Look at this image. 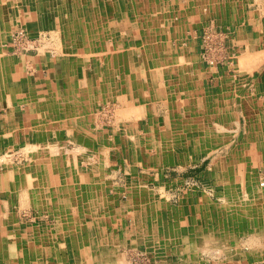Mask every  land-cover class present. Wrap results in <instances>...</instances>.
Wrapping results in <instances>:
<instances>
[{"label":"rangeland","instance_id":"374dc122","mask_svg":"<svg viewBox=\"0 0 264 264\" xmlns=\"http://www.w3.org/2000/svg\"><path fill=\"white\" fill-rule=\"evenodd\" d=\"M54 1L63 7L62 1L66 0ZM168 1L172 5H166L165 1L160 3L161 12L172 8L161 29L154 28L157 22L152 23L149 14L144 17L142 30L136 29L135 21L131 29L127 17H120L116 8L107 6L101 14L102 44L93 30L94 36L88 41L93 44L96 40L98 44L83 49L75 42L82 37L81 30L76 32L77 37L73 36L74 44L71 45L65 42L67 38L59 35L51 6L41 9L42 4L33 8L24 0H0V8L7 19L0 36V54L6 56V71L10 75L4 79L8 93L0 89L9 97L8 101H0V131L14 124L25 130L26 137L24 141L14 142L12 136L4 140L0 136L1 176L10 167L20 172L31 167L36 152L32 145L50 137L61 145L67 143L65 151L77 158L72 164L81 167L73 168V176H78L83 186L93 182L92 186L97 187L92 189L93 200L86 208L89 215L85 219L76 216V229L84 227L86 230L81 234L68 230L71 225L68 217L51 219L42 213L35 220L38 212H33L24 199L11 206V213H17L18 222L25 224L23 228L40 229L37 234L22 233L16 241L18 251L32 252L30 256L24 253L21 256L25 264H97L93 259H97L99 251L105 254L102 257L108 264L117 262V258L123 259L122 264H264V187L257 186L259 181H264V148H261L264 143V89H261L264 88V0H217L219 11L203 8L190 14L187 12L193 9L191 2ZM73 4L74 12L68 14L70 22L74 19L80 26L79 5L75 0ZM237 11H244L243 15ZM246 12L250 14L244 15ZM164 14L152 17L157 21ZM174 22H181L182 30L171 28ZM139 32L159 42L162 63H156L152 55L150 61L148 58V62L141 64V69L138 66L129 73V62L142 59L140 51L134 47L143 41ZM114 42L117 43L115 47L112 46ZM111 48L124 54V61L115 60L107 70L102 68L100 58L112 54ZM103 50L107 51L105 56L100 53ZM247 57L252 61L245 62L247 68L242 65L241 70L237 60ZM22 58L28 61L39 58L44 64L48 93L44 89L42 99L29 95V90L25 89L22 95L25 101L20 103L16 99L18 89H10L18 80L15 63ZM88 69L91 70L88 79L92 82L95 79L92 72L100 71L105 77L103 80L108 87L102 93L97 89L82 90L81 79ZM125 76H129L127 82ZM72 78L75 81L70 82ZM172 81L175 85L170 87ZM125 82L127 88L123 87ZM136 82L145 84L146 89L151 88L137 93ZM224 86L227 88L223 89ZM61 89H67V93L59 94ZM175 89L183 94L186 103H181L182 97ZM180 89H188L191 93ZM192 92H195L193 96ZM216 96L231 104V115L230 109L217 110L228 118L225 124L230 131L227 133L232 134L228 143L212 150V145L208 147L204 142L206 150L191 158L183 151L184 136L175 137L174 142L180 144V162L168 160L166 154H159L158 150L151 151L148 143L158 146L162 142L159 134L165 130L163 124L180 123L186 118L194 123L195 117L201 118L199 123L203 128L219 123L218 118L210 120L214 106L207 102ZM245 96L252 101L248 108L255 110L259 119L252 114L248 121L240 113ZM148 97L153 107L166 98L167 104L153 109L144 102ZM14 99L19 105L33 103L34 117L22 120L13 107ZM195 99L203 101L192 104ZM44 101L48 105L59 102L60 106L55 109L59 119L53 122L60 128L55 132L54 129L45 130V133L31 129L32 123L40 119L37 104H44ZM74 102H77L75 106ZM79 106L90 109L81 111ZM72 119H77L74 128L69 123L65 125ZM84 122H88L87 127L94 134L105 135L104 140H93L87 147L80 141L77 145L75 140L84 132ZM126 132L134 139L129 141V147L119 140ZM175 132H179L178 128L172 129V133ZM81 148L86 149V154H80ZM210 149L212 152H207ZM93 153H99L102 160ZM99 172H103L102 175ZM39 175L42 174L39 172ZM44 177L39 176V179L44 180ZM46 177L48 181L57 182L53 175ZM246 181L248 186L243 184ZM43 189L61 198L63 187L45 185ZM257 190H262L259 192L263 204L254 205L258 199ZM140 203L144 204L146 214L140 212ZM212 205L217 206V211L212 210ZM52 208L49 205L48 210ZM120 208L124 213H119ZM125 211L131 215L127 216ZM166 227L169 233L173 229L178 230L177 233L185 231L189 244L179 249L174 234H170L168 240L162 233ZM210 231L211 239L200 240L201 232ZM35 241L36 246L27 247V243ZM18 242L25 244L23 249ZM84 243L88 244L87 255L79 257L75 246L82 247Z\"/></svg>","mask_w":264,"mask_h":264},{"label":"crops","instance_id":"0c3cea01","mask_svg":"<svg viewBox=\"0 0 264 264\" xmlns=\"http://www.w3.org/2000/svg\"><path fill=\"white\" fill-rule=\"evenodd\" d=\"M74 0H66V1H62L63 7L61 5H56L54 0H24V3L28 2L30 3V6L33 8L34 5H41V9L48 8V6H51V14L55 15V22L58 25V29H59V35L62 36L63 39H65V42L68 43V45L74 44V39L73 36H76V32H78V30H81L82 32V37L80 38V40H76V43H79V45L81 44V47H83V49L88 48L90 45L92 46L93 44H98L96 42V40L93 42V44L91 43V41H88V39L94 34H93V30L95 31V37L99 38V44L101 43V40H103L104 38V32L103 30V19H102V11L104 9L107 8V6H113V8H116V10L119 13L120 17H127L128 20L130 21V25H131V29H132V22L135 21L136 24H138V26L136 27V29L138 28L139 30L143 29V25H144V17L145 15H150V19L151 22L153 23V21L157 22V25H153L156 26L154 28H160L162 26V22L163 20H167L169 17H166L169 15L170 13V9L172 8H166L164 11L165 12H161L162 11V7L160 6V3H163V1H165L166 5H172V3H170V1L168 0H151V2H149L148 0H75L76 3H78L79 5V9H80V17L82 18V20L80 21V26L79 23L74 21L70 22V16L68 15L70 11L73 10L74 8V4H73ZM32 2V3H31ZM34 2V4H33ZM191 2L193 9L188 11L187 13H195L196 11L199 10H203V8L205 9H210V11H215L218 10V5H217V0H185V3H189ZM56 5V6H55ZM54 6V8L52 7ZM30 8V7H29ZM65 9V10H64ZM35 10V9H34ZM74 12V11H72ZM242 11H237L236 13H241ZM244 12V11H243ZM242 12V15H243ZM161 13H165L164 16L160 17L159 20L156 21L155 18H158V16H161ZM65 14V15H63ZM250 13L246 14L244 13V15H249ZM157 15V17H155L153 19V17ZM5 21L7 22V19L5 18L4 12L1 10L0 8V36H1V32L6 28L5 27ZM161 23V24H160ZM152 28V27H151ZM171 28H174L175 31H180L183 28V25L181 24V22H174L171 24ZM151 32V29H150ZM138 34H140V38L143 39V41L137 45H134V47L140 51V55H142V59L138 62V61H131L128 64L127 70L130 73L131 70L136 69V67L139 66V68L141 69V64L148 62V58L150 61V57L154 55L156 57V63H159V65H161L162 61V52H161V47L159 42H156L155 40H149L148 39V34H144L142 32H139ZM77 37V36H76ZM144 42V43H143ZM148 42H150L148 45H146ZM116 42L112 43V46L115 47L116 46ZM111 50H113L112 54L110 55H106L105 59L100 58L101 64H102V68L107 69L113 64L115 63V60L117 61H124V54H120L117 51H115L113 48H111ZM100 53L102 54V56L107 53V51H100ZM111 53V51H110ZM100 54V55H101ZM0 78H2V85L0 86V89H5V82L7 80V78L10 77L9 73H7V65H6V56L1 55L0 54ZM127 56V54H126ZM128 57V56H127ZM19 62V61H18ZM15 65V77H18V80L15 82V88L11 85L10 89H18V94H17V101L18 102H22L25 101V99L22 97V95H24L23 91L25 89L29 90V92L27 91V93L29 95H36L39 99H42V95L44 92V89L47 90L48 93V83L47 80H45V72L44 70V64L41 61V59L37 58L35 60L32 61H28L24 58L21 59V61L19 62V64ZM127 63V62H126ZM166 63V62H163ZM121 67L118 69L120 71ZM93 70V69H92ZM125 70V69H124ZM89 71L91 70H86V72L83 75V78L81 79V87L82 90H90V89H97L98 91H100V93H102L103 89H106L108 87V85L106 84V82L103 80L105 77L103 76V74H101L100 71H96L92 72L93 77L96 79H94V81L92 82V80L88 79L89 76ZM94 71V70H93ZM40 72H43L44 74H40ZM101 74V76L99 75V73ZM68 74V73H67ZM175 75V74H173ZM101 77V80H100ZM129 77V76H128ZM127 76L124 77L125 81L127 82V80L129 79ZM6 79V80H4ZM75 81V78L70 79V82ZM97 81V82H96ZM126 82L123 84V87L127 88ZM1 84V82H0ZM170 87H172L173 85H175V83L172 81L171 83H169ZM118 87V86H116ZM129 87V86H128ZM134 87L137 89L136 92L140 93L141 89H146L145 88V84L143 83H139L136 82L134 84ZM176 87V86H174ZM90 88V89H89ZM151 88L148 87L147 89ZM227 87L224 86L223 89H226ZM146 89V91H147ZM261 89H264L263 87ZM7 92V89H5ZM71 90V89H70ZM69 90V93H70ZM73 90V89H72ZM174 90V89H173ZM176 91H178L176 94H179L182 99V104L186 103L183 99V94L179 92V90L175 89ZM181 91H187L186 89H180ZM85 91V92H86ZM129 91V90H128ZM4 91H0V101H8V92L5 93ZM65 93H67V89H61L59 91V94L65 95ZM87 93V92H86ZM184 93V92H183ZM188 93H191L188 90ZM142 94V92H141ZM144 94V93H143ZM195 94V92H192V96ZM21 95V96H20ZM27 97V96H26ZM28 98V97H27ZM138 98V97H137ZM140 98V97H139ZM138 98V99H139ZM212 98V97H211ZM209 98L207 100V102H211ZM151 98L148 97L144 102L151 108L155 109V108H162L163 106H166V102H167V98L161 102H158L157 98L156 101L158 102L157 105H155V107H153V101L150 100ZM15 100V99H14ZM13 100V101H14ZM22 100V101H21ZM199 101H203V100H197L195 99L193 101L192 104H199ZM206 101V100H205ZM16 102V100L13 102V107L17 113V115L20 116V118L22 120H26L29 117H34V115L36 114V109L34 108V104L32 103L31 105H19V103ZM41 103V102H40ZM75 103L77 104V102H74V106ZM149 103H152L151 105H149ZM59 102H57L56 104H47L44 101V104H40L38 106L37 104V112H39V116L40 119L36 122H33L32 125L33 127L31 129L33 130H40L41 132L45 133V130H50V129H54V132L57 131L60 127L59 124L56 122H53L58 118V114L55 111ZM211 104L213 105V102H211ZM157 106V107H156ZM214 106V105H213ZM26 107H28L29 111H26ZM80 107V106H79ZM75 108V107H74ZM81 111H86L89 110L90 107L89 106H82L80 107ZM32 109V111H31ZM19 110V111H18ZM227 111L225 108L223 107H218L216 108L214 106L213 108V112L216 111ZM4 112V111H3ZM28 112V114H27ZM199 113H203L202 111H198ZM129 113V112H128ZM131 110L130 113L131 114ZM208 114L210 115V113L208 112ZM214 114V113H212ZM3 115V119H4V114ZM221 115H223L221 113ZM1 116V115H0ZM211 116V115H210ZM209 116V118H210ZM1 119V117H0ZM200 117H195V122H191L189 120V118L186 119H182L180 121V123L176 122L173 124H163L162 127L165 129L164 132H160L159 134V138L162 140V142H160V144L158 146H154L152 144H149V146H151V151H153V149L157 152V150H159V154L162 152L163 154L165 153L167 156V152H163L164 151V146H165V150H167V146L171 145L174 142V138H178L181 137L183 135H185V130H187V128H192L193 131H196L197 137L199 140H204L206 138V136L209 134V132H216V131H220L218 130L220 128L219 125H217L216 123H210V125L212 126H208V128H203V126H201V124L199 123L200 121ZM214 119V118H213ZM77 120V119H76ZM75 119H72L70 121H66L65 125H67V123H69L70 125H72V128H74L77 124V121ZM211 120V118H210ZM212 121V120H211ZM87 123L88 122H84L82 125L84 126V132H82L80 135H77V140H75V143H79L82 142L85 144V147H87L86 145L88 143H92L93 140H104V136H101L100 134H94L92 131H90L87 127ZM214 124V125H213ZM31 125V126H32ZM80 125V126H82ZM224 127L226 126L225 123L221 124ZM82 126V127H83ZM186 126V127H185ZM10 128L7 130H2L0 131V136L3 138L6 136H12L13 141L14 142H18V141H24L26 140L25 137V130L24 129H20L18 128V126L14 125V124H10L9 126ZM218 127V128H217ZM176 128H178L179 132H175L172 133V129L176 130ZM19 130H22L20 134H18ZM229 131H230V127H229ZM90 132V133H88ZM187 132V131H186ZM226 130H223V133H225ZM179 133V134H178ZM204 133V134H203ZM178 134V135H177ZM231 133L228 136V140L227 142H224L225 144L228 143V141L231 138ZM76 136V135H75ZM155 136V135H153ZM0 137V140L2 139ZM7 139V138H6ZM173 139V140H171ZM121 140V143L125 146V147H129V141L130 140H134L133 139V135L130 134L129 132H126L123 135V138L119 139ZM149 140V138L147 139ZM185 140V139H184ZM48 143H52L54 149L57 150V152H52V150L48 151L47 154L44 156H49L50 159L54 158L57 154L61 153L62 156L60 155L59 157H62L63 159H56L59 157H56L54 160L51 161H47L46 162H42L41 165H33L29 168H25L23 171H18L16 174L20 177H25L27 180V184L22 185L21 181L19 180V178L17 176H15L14 174V169L13 168H9L7 172H5V174H3V176H1L0 174V204L2 205V207L0 208V264H25V262L21 259V256H23V253L27 256H30V254H32V252H30V250L28 251H18L17 250V243L16 241L18 240V238L20 237V235L26 234V232H36L40 233V229H38V227H29V228H23V226H25V224H21L18 222V217H17V213L13 214L10 211V208H12L11 206L15 205V203H17L18 201H20L21 199H24L26 201L29 202L30 206L32 207L33 212H38V214L35 216V220L38 219V217L42 214V213H46L47 216L51 219H60L63 217H68L71 221V225L68 226V230H71L72 233H79L81 234L82 232H86L85 229H83L84 227H79L78 229H76V224L78 223V221L76 220V216L85 219L87 217V215H89L88 210H86V208L88 207L89 201L91 202V200H93L92 197V189H96L97 187L92 186L93 182H90L91 184H88L89 182H86L83 186V183H81L80 178H78V176H73V168L75 169H80L81 165H73V161L77 158H73L69 152H66V147H67V143L64 144H60L58 142H55L53 140V138L47 137L45 140H42L41 142H35L34 145L36 144H43L45 142ZM134 142V141H133ZM135 143V142H134ZM166 143V144H165ZM178 143V142H176ZM173 145L172 149V154L175 156L174 162H180V160L182 159V156L179 154L180 151V144L179 145ZM32 145V146H34ZM184 146H186L184 144ZM220 146V145H219ZM219 146H216L214 148H212V150H216L215 148H219ZM65 147V148H64ZM187 147V146H186ZM261 148H264V143H262ZM42 149V147H41ZM41 149L39 151H41ZM82 150V148H81ZM86 150V149H84ZM82 150V152H80V154H86L85 151ZM189 150V149H188ZM261 150V149H260ZM183 151H185L186 156H189L191 158H194L195 155L190 153L189 151L185 150V148L183 147ZM87 152V151H86ZM209 153L212 152L211 150L208 151ZM94 154V153H93ZM94 154V157L96 156L97 158H99L100 160H102L101 155ZM146 154V153H145ZM200 155V154H199ZM197 155V156H199ZM36 154L33 155V158H35ZM39 156V153H38ZM58 156V155H57ZM79 156V155H78ZM89 157H92L91 155H88L87 158L90 159ZM145 159V155L143 157ZM65 159V160H64ZM184 160V157H183ZM129 161V159H128ZM83 164V163H81ZM84 168V165L82 167V169ZM40 174L42 175H39ZM101 173V174H100ZM103 172H99L100 175H102ZM106 173H104L105 175ZM247 174V173H246ZM6 175H9V177H6ZM54 176V178H57V182H51L48 181V177L46 176ZM39 176L44 177V180H40ZM3 177V178H2ZM94 179V178H92ZM44 181V182H43ZM48 181V182H47ZM96 182V181H95ZM244 184V183H243ZM256 184V182H255ZM47 185V186H61L63 187V191L60 192V196L61 198L57 199L55 198L56 195L54 192L48 190V193L45 192V190L43 189V187ZM91 185V186H90ZM141 185V184H140ZM233 189V188H232ZM258 199L256 198V201L254 202V205H258L259 203L263 204V198L260 194H257ZM130 194L128 196V200L130 201ZM49 205L53 206L52 211L48 210L49 209ZM139 205H141L143 208H139L141 213L146 214V209L145 206H143V203H140ZM62 208L63 211H57L55 208ZM41 208V210H39ZM212 210H216L217 211V206L212 205ZM242 210L244 208H241ZM40 212V213H39ZM119 213H124L123 208L119 210ZM263 213V212H262ZM61 214H65L63 216H61ZM125 214L127 216H130L131 214L128 211H125ZM259 214H260V210H259ZM75 217V218H74ZM66 228V227H64ZM178 230L173 229L170 231V233L167 230L163 229L162 233L167 237V239L169 240L170 234H174L175 236V244L179 249H182L183 247L185 248V246L187 244H189L188 241H190L188 239V236L186 235V232L184 231L182 233L179 232L177 233ZM180 231V230H179ZM211 231L204 233L201 232L200 235H198L199 238H201L200 240H207V239H211ZM214 235V234H213ZM195 239V238H194ZM214 241V239H213ZM72 243V241L70 242V244ZM18 245L21 246V248L23 249V247L25 246V244L23 242H18ZM37 245V241L30 243H27V247H31L36 246ZM82 245V244H81ZM93 246V244H91ZM72 246V244H71ZM86 246H88L87 243H84V245H82V247H77L75 246V248L77 249V253L79 255V257H81L82 255H87V251H86ZM22 255H21V254ZM105 255V254H104ZM102 252L99 251V255L97 256V259H93V261L97 264H108L106 263L107 261L102 257L104 256ZM20 258V259H19ZM117 262H114L113 264H122L123 263V259L121 258H117L116 259ZM91 264H94L93 262Z\"/></svg>","mask_w":264,"mask_h":264},{"label":"bare ground","instance_id":"6f19581e","mask_svg":"<svg viewBox=\"0 0 264 264\" xmlns=\"http://www.w3.org/2000/svg\"><path fill=\"white\" fill-rule=\"evenodd\" d=\"M238 58V57H237ZM240 59V58H239ZM238 59V60H239ZM242 59V58H241ZM237 60V62H238V65H239V68H241V70H242V65L244 66H246L245 68H247V65L245 64V62L247 63V62H249V61H252V59L251 58H248L247 57V59H242V60H239L238 61ZM240 65H241V67H240ZM238 67V66H237ZM249 68H251V67H249ZM251 69H253V68H251ZM248 71V70H247ZM242 72V71H241ZM230 80V79H229ZM235 97V96H234ZM239 98V97H238ZM238 98H236V100L238 99ZM246 98V96L245 97H242V99H244V100H242L241 101V112L240 113H242V116L245 118V119H249V117L252 115V114H254L255 115V117H257L258 119L260 118V116L258 115V114H256V111L254 110H251L250 108H248V105H249V101L250 102H252L251 100H249L248 98H247V100L245 99ZM222 99V98H221ZM219 100L218 98H217V96L216 97H213V98H211L210 99V101L211 102H213V105L216 107V108H218V107H223V108H225L226 110L227 109H230V115H231V108H230V106H231V104H229V103H227L226 101H224L223 99L222 100ZM245 101H248V102H245ZM230 102V101H229ZM215 113H219L218 115L217 114H215ZM217 116V117H216ZM210 118H214L215 120H216V118H218L217 120H219V123H217V125H219L220 126V128L218 129V130H220V131H214V132H209V134L206 136V138L204 139V140H199L198 139V137H197V134H196V131L195 132H192L193 131V129L192 128H187V130H185V135H183L184 136V139H185V142H184V144L187 146H184V144H182L183 145V147L185 148V150H187V151H189L190 153H192V154H194V155H199L202 151H204V150H206V149H204V142H207V146L208 147H210L211 145V147L210 148H214V147H216V146H219L220 144H224V142H227V140H228V133L227 132H229V126H227V127H224L223 125H221V124H223V123H227V122H229L228 121V118L225 116V115H221L220 114V112H218V111H216V112H214V115H213V117H212V115H211V117ZM213 119V120H214ZM212 120V121H213ZM246 120V121H247ZM249 121V120H248ZM221 122V123H220ZM231 126V125H230ZM186 127V126H185ZM237 127H238V124H237ZM244 127V126H243ZM218 128V127H217ZM226 130V132L225 133H223V130ZM249 129V128H248ZM236 130H237V128H236ZM21 131L22 130H19V132H18V134H20L21 133ZM186 131H187V133H186ZM189 132V133H188ZM246 132H247V130H246ZM88 133H90V132H88ZM179 134V133H178ZM204 134V133H203ZM257 135V134H256ZM262 135V134H261ZM171 140H173V139H171ZM223 142V143H222ZM166 144V143H165ZM173 145L175 146V143H173V144H171V145H168L167 146V150H165L166 148H165V146H164V151L163 152H167L168 151V153H167V157H168V160L170 159V160H172V161H174V159L173 158H175V156L172 154V147H173ZM41 147H42V149H41ZM32 148H34V150H36V152L34 153V154H36V156H35V158H33L34 159V161H33V165H41V163L42 162H46V163H48L47 161L49 160V161H51V160H54L56 157H59L60 155L62 156V154L61 153H59V154H57L54 158H52V159H50V157L49 156H46V157H44L46 154H47V152L48 151H50V150H52V152L54 151V152H57V150L56 149H54V147H53V144L52 143H48V141L47 142H45V143H43V144H36V145H34V146H32ZM41 149V151H39ZM189 149V150H188ZM211 150V149H210ZM210 150H208V151H210ZM33 151V150H32ZM207 151V152H208ZM160 151L158 150V152L157 153H159ZM38 153H39V156H38ZM202 154V153H201ZM56 159H58V160H60V159H63L62 157H59V158H56ZM165 159V158H164ZM65 160V159H64ZM3 161V160H2ZM90 162V161H89ZM14 163V162H13ZM32 165V166H33ZM1 167V166H0ZM30 167V166H29ZM10 168H12V167H10ZM14 169V174H15V176H17L18 178H19V180L21 181V184L22 185H25V184H27V180H26V178L23 176V177H20V176H18L16 173L18 172V171H16L17 169L16 168H13ZM8 170H6L5 172H7ZM247 175V174H246ZM244 176V175H243ZM250 176V175H249ZM6 177H9V175H6ZM239 180V179H238ZM247 180L249 181V177H248V175H247ZM251 180V179H250ZM252 182V181H251ZM244 185L245 186H248L249 185V183L246 181V183H244ZM256 185V184H255ZM260 186V187H264V181H259L258 182V184H257V186ZM250 190V189H249ZM251 191V190H250ZM259 191H262V190H257V194H260V192Z\"/></svg>","mask_w":264,"mask_h":264}]
</instances>
